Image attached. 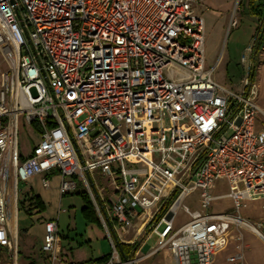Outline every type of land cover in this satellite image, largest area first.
<instances>
[{"label":"built area","instance_id":"obj_1","mask_svg":"<svg viewBox=\"0 0 264 264\" xmlns=\"http://www.w3.org/2000/svg\"><path fill=\"white\" fill-rule=\"evenodd\" d=\"M202 1L0 0V246L12 261L16 183L41 174L47 186L53 170L60 194L85 186L108 236V260L86 264H131L115 250L129 233H155L152 252L167 249L172 264H219L244 227L263 238L264 217L240 215L247 201H264V129L255 128L261 110L248 61L255 37L240 54V88L217 83L195 12ZM19 117L38 132L27 154L18 149ZM216 181L225 193H213ZM196 190L198 208L182 205ZM222 197L230 207L211 209ZM180 206L187 220L175 225ZM43 225L53 264L57 221ZM240 258L237 251L225 260Z\"/></svg>","mask_w":264,"mask_h":264},{"label":"rangeland","instance_id":"obj_2","mask_svg":"<svg viewBox=\"0 0 264 264\" xmlns=\"http://www.w3.org/2000/svg\"><path fill=\"white\" fill-rule=\"evenodd\" d=\"M195 6V12L200 14L204 20L205 64L209 67L214 65L212 75L217 83L227 89L236 91L240 88L239 81L243 75L240 54L244 51L245 46L249 44L252 37H255L254 44L256 43V35L260 33L258 31H260L261 24V32L264 30V16L259 25V30L257 29L255 32L256 20L253 19L250 13L247 0H204ZM232 14L235 15L237 23L235 26L228 28V20H230L229 17ZM254 44L248 61H253L251 64H255L253 80L256 83V96L254 101L261 110L255 117V128L262 127L264 129V37L256 54H254ZM5 68L6 62L2 52H0V71ZM37 133L36 129L34 130L30 124L24 122L22 117H19L18 149L25 154L29 153L38 136ZM229 133L230 131H227L225 135H229ZM56 172L53 170V173ZM93 174L96 178L97 188H99L101 195L106 200L110 196V190L105 187L106 177L100 174L97 169ZM24 182L18 179L16 183V198L19 201L24 199L28 189L27 184ZM226 191L227 188L224 182L216 181V189L213 190V193L222 194ZM80 192H86V188L78 181L74 190L62 194L58 199L57 205L60 209L57 216L58 229L60 233L66 234V232H69L72 236L71 238H77L80 245H82L81 251L85 252L88 258L97 257L103 253L110 252L111 246L105 230L85 221L80 214V207L82 206ZM196 197L197 190L186 195L181 203L182 205H188L190 209L198 208ZM230 204L231 201L227 197H222L212 203L211 209L228 208ZM16 214L19 225H29L31 223L32 220L29 215L21 207L17 209ZM240 215L250 222L256 223L264 217V201H247L246 205L241 207ZM186 218L187 215L180 206L176 212L175 225L186 221ZM241 232L242 241L240 243L230 242L218 253L217 261L219 264H264V229H262L263 238L246 227L242 228ZM156 240L157 236L153 232L143 237L140 253L132 254L130 257L133 260L131 264L138 263L140 254L152 249L156 244ZM62 244H65V240H63ZM237 244L239 245L238 248L236 247ZM72 249H76L74 243L72 244ZM237 251L241 253L240 260L232 263L226 262V256ZM77 252L75 251L76 257L79 255ZM150 258L148 257L147 259ZM152 258H156V261L159 260L160 264H167L170 261V253L167 249L156 250ZM17 264H26V261L18 257ZM39 264L42 263L39 262Z\"/></svg>","mask_w":264,"mask_h":264},{"label":"crops","instance_id":"obj_3","mask_svg":"<svg viewBox=\"0 0 264 264\" xmlns=\"http://www.w3.org/2000/svg\"><path fill=\"white\" fill-rule=\"evenodd\" d=\"M257 3L258 2L254 3V5H256ZM261 4H262L261 10L264 16V0H262ZM250 13L253 19L256 20V27L254 30L256 32L257 27L260 25L263 19V16L262 19H258V16L255 15L253 12ZM41 177H42L41 174H36L31 176L24 182L25 184H27L28 187L27 192L24 195V198H27V196L29 195L38 196L41 205L43 206L42 209L41 208L39 209V207L38 208L34 207L32 204L29 205V201L26 200L23 201L21 206L20 205L18 206V199L16 198V194H15L13 211L10 210L9 208L8 228H9L10 237L12 238L15 244L16 253L14 260L12 261V259L8 256L6 248L0 246V261L2 263L17 264V258L21 257L22 260L26 261V264H39V262H41L42 264H51L50 253L42 249V238L44 234L43 224L45 223V221L49 219H56L57 221L58 212L60 210L57 205V201L62 196V194L59 193V183H60L59 181L61 180V176L57 172L49 175L47 186L42 185ZM20 207L26 212V214L29 215L30 219L32 220L29 225L18 224L16 211ZM26 209H30V210L27 211ZM11 221L13 224L11 223ZM95 225L98 228H102L103 230H105L102 223L101 225L98 224ZM57 231L60 236V240L58 242V252H57L58 259L55 260L53 264H86V263H92L93 259L99 257L97 256V257L88 258L86 253L81 251L82 245H80L77 238H71L72 236L69 232H66V234L60 233L58 229V224H57ZM142 239H143L142 235L134 236L132 235V233H129L127 234V236H125V242L123 243L133 245V247L130 249V257L134 253H140ZM63 240H65V244H62ZM73 243L75 244L76 249H72ZM75 251L76 252L79 251L77 252L79 253L77 257L75 255ZM155 252L156 251H154V253ZM154 253L150 249L147 252L140 254L141 256L138 260V263L136 264H160L159 260L156 261V258L155 259L152 258ZM148 257L149 258L151 257L152 259L151 258L147 259ZM167 264H172L171 257L169 263Z\"/></svg>","mask_w":264,"mask_h":264},{"label":"trees","instance_id":"obj_4","mask_svg":"<svg viewBox=\"0 0 264 264\" xmlns=\"http://www.w3.org/2000/svg\"><path fill=\"white\" fill-rule=\"evenodd\" d=\"M247 1H248L250 12H253L255 15H257L258 19H262V16H263V12L261 10L262 0H247ZM256 2L258 3L254 5V3ZM261 28H262V24L260 25V31H258L260 33H257L256 35V41H255L256 43L254 44L255 46L254 54H256L257 51L261 47V43L263 39V31H264L263 30L261 32ZM257 29L259 30V26L257 27ZM254 73H255V64L253 63L251 79H253ZM79 195L82 201V206L80 207V214L82 215L83 219L87 222L101 225V222L94 211L95 208H93L88 194L86 192H80ZM24 200L29 201V205L32 204L34 207H37V208L39 207V209L40 208L42 209L43 207L41 205L39 197L36 195H29L27 196V198H24L22 201L18 200V206L19 205L21 206ZM26 210L29 211L30 209H26ZM115 247H116L115 250H117L120 259L130 258V249L133 247V245L116 242ZM109 255H110V252L104 253L98 258L93 259L92 263H105L108 260Z\"/></svg>","mask_w":264,"mask_h":264},{"label":"bare ground","instance_id":"obj_5","mask_svg":"<svg viewBox=\"0 0 264 264\" xmlns=\"http://www.w3.org/2000/svg\"><path fill=\"white\" fill-rule=\"evenodd\" d=\"M13 197H14V194H13L11 200H10V207H9L10 210H12V211H13V209H14V206H13V205H14V198H13ZM13 221H14V220H13ZM11 223H12V221H11ZM12 224H13V223H12ZM13 231H14V230H13Z\"/></svg>","mask_w":264,"mask_h":264},{"label":"water","instance_id":"obj_6","mask_svg":"<svg viewBox=\"0 0 264 264\" xmlns=\"http://www.w3.org/2000/svg\"><path fill=\"white\" fill-rule=\"evenodd\" d=\"M93 191H94V194H96L95 196L98 198V194H97L96 189L94 187H93Z\"/></svg>","mask_w":264,"mask_h":264}]
</instances>
